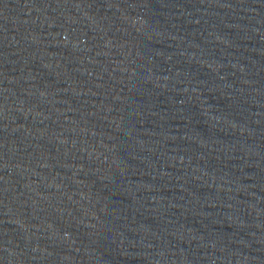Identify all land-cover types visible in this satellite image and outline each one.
<instances>
[{"label": "water", "instance_id": "obj_1", "mask_svg": "<svg viewBox=\"0 0 264 264\" xmlns=\"http://www.w3.org/2000/svg\"><path fill=\"white\" fill-rule=\"evenodd\" d=\"M0 264H264V0H0Z\"/></svg>", "mask_w": 264, "mask_h": 264}]
</instances>
